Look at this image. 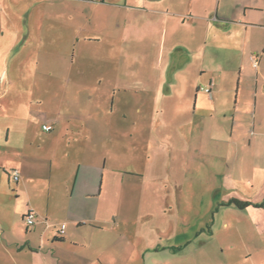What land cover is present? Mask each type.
<instances>
[{
    "label": "crops",
    "instance_id": "crops-1",
    "mask_svg": "<svg viewBox=\"0 0 264 264\" xmlns=\"http://www.w3.org/2000/svg\"><path fill=\"white\" fill-rule=\"evenodd\" d=\"M70 3L81 9L85 3H92L93 8H112L117 25L124 21L125 70L133 66L131 57L137 54L134 57H140L144 64L133 67L172 72L179 98L194 90V111L199 110L203 118L219 115L226 122L222 136L227 131L228 138L221 140L225 144L219 149L222 154L231 150L232 143L237 152L242 145L252 147L250 151L264 146V0H0V264H195L181 251L188 246L189 238L182 241L179 235H172V223L166 229L160 223H147L152 212L147 206L157 210L163 192L154 189L145 193L131 182L126 188L118 186L115 169L105 155L110 151L108 144L116 138L114 118H108L106 124L100 114L95 115L97 129L86 130L84 139L77 133L70 145L65 138L68 130L61 116V99L58 112L44 111L39 129L20 123L28 115L17 111L20 99L8 97L9 92L40 84L21 76L17 80L16 73L51 71L50 62H54L55 71L74 66L66 61L62 65L57 58H47L48 65H41L42 57H57L68 50L67 14L59 10L53 15L51 8ZM81 16L72 24L75 28L71 36L76 39L73 46L77 48L83 33L89 30L85 27L95 18ZM99 24L94 19L93 32L83 39L84 44L101 40ZM252 54L257 55L256 66L249 58ZM165 56L170 58L166 61ZM55 78L54 85L62 84L61 75ZM43 82V87L53 86L52 81ZM206 86L211 87V97L208 101L202 98L198 106L199 93L208 94L200 87ZM9 106L10 113L6 112ZM173 116L172 120L180 118V114ZM123 118L124 131L135 128L132 118ZM173 123L174 137L167 132L157 136L155 142L146 136L140 143L159 149L164 144L175 145L178 150L176 138L184 136L186 125ZM44 124L51 125V130H44ZM249 124L256 137L243 144ZM157 126L155 130H161L168 124ZM221 133L222 129L217 132ZM221 154L217 160L220 164L226 162ZM249 166V179L237 182L250 188L249 193L228 196L219 204L225 212L228 207L264 208V177L255 164ZM125 180L123 176L121 183H129ZM251 190L258 194H250ZM176 197L181 199L178 191ZM133 200L138 211L131 207ZM231 201L248 205L240 208ZM29 211L35 214L32 225L24 221ZM62 223L65 232L59 235Z\"/></svg>",
    "mask_w": 264,
    "mask_h": 264
},
{
    "label": "rangeland",
    "instance_id": "rangeland-1",
    "mask_svg": "<svg viewBox=\"0 0 264 264\" xmlns=\"http://www.w3.org/2000/svg\"><path fill=\"white\" fill-rule=\"evenodd\" d=\"M91 4L85 3L82 9L71 3L59 9L51 8L53 15L54 11L59 10L67 14L68 50L57 57L54 54L42 57L41 65H48L47 58H57L62 65L66 61L68 64L73 62L74 66L66 71H55L54 62H50L51 71L16 73V79L21 76L24 80L35 79L40 84L36 88H15L9 92L8 97L20 99L17 111H24L28 115L20 123L25 124L24 127L39 129L44 111L58 112L57 105L61 99V116L68 130L65 138L70 145V140L76 138L77 133H81L84 139L87 138L86 130L97 129L98 122L93 120L95 115L100 114L106 124L108 118H114L116 138L108 144L110 151L105 155H108V162L115 169L118 186L126 188V184L130 185L131 182V186L145 193L158 189L164 194L157 210L147 206L152 211L147 218L148 224L160 223L166 229L172 223L175 230L172 235H179L182 241L189 238L188 246L182 247L181 251L189 254L190 262L194 261L195 264H264V208L237 210L228 207L226 213L225 207L219 205L232 194L238 197L239 194L249 193L250 188L237 182L249 179L250 164H255L259 174L264 177V146L259 145L254 148L256 151H250L252 147L249 149V145H242L244 149L240 146L237 152L234 149L237 148L234 147L236 144L232 143L231 150L221 154L220 146L225 145L221 140L228 138L227 131L222 136L226 122L218 118L219 115L213 119L210 116L203 118L199 110L195 112L194 90L188 91L186 97L179 98L172 72H147L133 67L144 64V61L138 60L140 57H134L137 54L131 57L133 66L129 71L125 70L128 61L122 52L124 21L121 20L118 26V17L112 8L105 5L93 8ZM78 16L85 19L94 16L99 20V42L84 44L83 39L94 29V19H91L85 27L89 30L83 33L79 48L73 46L76 39L71 36L75 28L72 24ZM169 58L165 56L166 61ZM60 75L64 82L54 85L55 77ZM43 79L52 81L53 86L43 87ZM0 92H3L2 89ZM205 97L208 101L211 96L199 93L198 106ZM6 112H12V107H7ZM176 114H180V118L172 120ZM123 115L133 119L131 124L135 122V128L130 127L131 131L130 128L124 131ZM33 118L37 122H32ZM143 118L146 123L141 122ZM161 122L168 126L155 130L156 123L159 127ZM173 122L186 125L182 132L184 136L176 138L178 150L175 145L164 144L159 149L155 146L147 148L143 144L141 139L146 136H151L153 142L162 133L168 132L174 137L175 132L170 125ZM246 128L245 135H242L245 140L243 144L256 137L250 124ZM221 129L222 133L218 135ZM131 132L133 136H130ZM187 135L189 141L184 147L187 143L184 137ZM220 154L222 161H226L221 164L217 161ZM123 176L125 181L129 179V183H121ZM177 191L181 196L179 201ZM251 193L258 194L253 190ZM135 204L133 200L131 207H135ZM135 208L138 211V207ZM148 208L147 212H150ZM141 210L143 213V207Z\"/></svg>",
    "mask_w": 264,
    "mask_h": 264
},
{
    "label": "built area",
    "instance_id": "built-area-1",
    "mask_svg": "<svg viewBox=\"0 0 264 264\" xmlns=\"http://www.w3.org/2000/svg\"><path fill=\"white\" fill-rule=\"evenodd\" d=\"M250 60L252 62L253 66L257 65V55L252 54L250 55ZM201 90H203L204 92L208 93L210 95L211 93V87L210 86H206V87H200ZM43 129L46 131L51 130L52 126L49 124H44ZM17 178V174H15V179ZM24 221L27 225H32L35 222V214L31 211L27 212V214L24 216ZM65 223H62L60 225V230H59V235H63L65 232Z\"/></svg>",
    "mask_w": 264,
    "mask_h": 264
},
{
    "label": "trees",
    "instance_id": "trees-1",
    "mask_svg": "<svg viewBox=\"0 0 264 264\" xmlns=\"http://www.w3.org/2000/svg\"><path fill=\"white\" fill-rule=\"evenodd\" d=\"M97 2H103L104 0H92ZM231 203L235 204V206H238L240 208L246 207L248 204L245 202H238V201H231ZM264 203V202H263ZM263 203H260L258 206L262 205Z\"/></svg>",
    "mask_w": 264,
    "mask_h": 264
}]
</instances>
